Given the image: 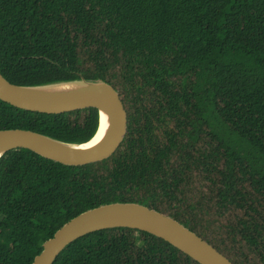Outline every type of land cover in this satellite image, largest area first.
<instances>
[{
	"label": "trees",
	"instance_id": "trees-1",
	"mask_svg": "<svg viewBox=\"0 0 264 264\" xmlns=\"http://www.w3.org/2000/svg\"><path fill=\"white\" fill-rule=\"evenodd\" d=\"M0 73L35 85L101 79L127 129L80 166L0 156V264H31L66 221L133 201L173 216L234 264H264V0H0ZM94 107L48 114L0 99V129L85 143ZM52 264H199L144 230L112 227Z\"/></svg>",
	"mask_w": 264,
	"mask_h": 264
},
{
	"label": "water",
	"instance_id": "water-1",
	"mask_svg": "<svg viewBox=\"0 0 264 264\" xmlns=\"http://www.w3.org/2000/svg\"><path fill=\"white\" fill-rule=\"evenodd\" d=\"M59 82L79 83L66 92L51 93L39 89ZM0 99L22 109L48 114L94 107L98 110L96 131L100 126V113L107 115L105 136L94 146L86 145L88 141L77 144L64 142L30 129H0V156L7 150L23 147L45 159L80 166L111 156L126 133L127 114L120 95L111 84L101 79L80 78L19 85L11 83L0 73ZM120 226L144 230L160 237L199 264H234L173 216L133 201L103 203L75 215L42 243L41 251L33 257L31 264H52L57 255L80 236Z\"/></svg>",
	"mask_w": 264,
	"mask_h": 264
},
{
	"label": "bare ground",
	"instance_id": "bare-ground-1",
	"mask_svg": "<svg viewBox=\"0 0 264 264\" xmlns=\"http://www.w3.org/2000/svg\"><path fill=\"white\" fill-rule=\"evenodd\" d=\"M79 82H59L52 85H49L47 87H39L40 90L51 93H59V92H66L71 89H73L76 85H78ZM100 126L93 137H91L88 140V143L86 145L88 146H94L98 144L103 137L105 136L106 130H107V115L104 112L100 113Z\"/></svg>",
	"mask_w": 264,
	"mask_h": 264
}]
</instances>
